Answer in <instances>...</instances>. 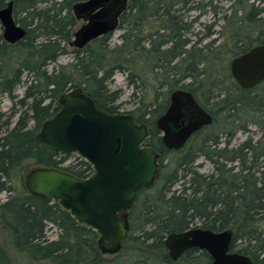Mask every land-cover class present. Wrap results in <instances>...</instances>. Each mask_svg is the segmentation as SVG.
<instances>
[{
	"label": "trees",
	"instance_id": "1",
	"mask_svg": "<svg viewBox=\"0 0 264 264\" xmlns=\"http://www.w3.org/2000/svg\"><path fill=\"white\" fill-rule=\"evenodd\" d=\"M78 1L83 0H0V9L12 3L15 22L26 31L14 44L0 35V95L19 105L0 112V194L7 193L0 202V264H210L209 255L198 249L172 260L164 239L197 223L213 231L232 228L231 219L219 216L221 181L235 179L242 188L250 173L264 175L261 139L231 143L236 132H247L248 123L264 137V81L240 89L229 72L231 59L264 44V0H128L118 21V42L103 35L83 49L73 48L67 65L57 64L72 40L77 21L71 7ZM206 13L218 18L198 24ZM116 73L131 90L135 107L129 113L149 127L145 144L159 153L160 173L151 188L139 192L120 250L104 254L92 229L79 226L56 203L28 193L24 176L39 166L82 178L92 173L75 154L42 150L35 132L57 110L58 97L73 87L90 92L103 110L118 113L122 90L111 89ZM23 83L18 98L14 92ZM176 89L190 91L212 123L183 148L168 150L155 120ZM218 122L227 129H219ZM199 158L211 164L209 172L199 170ZM254 209L264 211L259 198ZM250 222L241 236L264 252V214L256 213Z\"/></svg>",
	"mask_w": 264,
	"mask_h": 264
},
{
	"label": "water",
	"instance_id": "2",
	"mask_svg": "<svg viewBox=\"0 0 264 264\" xmlns=\"http://www.w3.org/2000/svg\"><path fill=\"white\" fill-rule=\"evenodd\" d=\"M128 0H85L72 5L77 28L69 46L83 49L92 40L111 34ZM1 36L9 44L21 40L26 31L12 14V3L0 9ZM232 79L240 88H251L264 80V44L255 45L229 63ZM212 123L211 114L185 89L169 94V103L155 120L161 142L168 150L183 148L190 137ZM149 127L130 113L103 110L88 91L73 87L57 99V110L37 125L35 141L51 154H75L90 164L85 178L52 167H34L24 176L31 195L48 199L67 211L79 226L92 229L104 254L120 250L129 232L128 216L139 192L151 188L160 173L159 153L145 144ZM232 231L190 227L168 234L164 246L172 260L189 249L205 251L210 264H253L230 251Z\"/></svg>",
	"mask_w": 264,
	"mask_h": 264
},
{
	"label": "flooded vegetation",
	"instance_id": "3",
	"mask_svg": "<svg viewBox=\"0 0 264 264\" xmlns=\"http://www.w3.org/2000/svg\"><path fill=\"white\" fill-rule=\"evenodd\" d=\"M127 6H128V2H127ZM125 10L122 12V14L125 12ZM76 21L77 24L79 22H81V24L78 27L76 24L74 32L84 23L82 20L76 19ZM234 83L236 84L237 88H240L235 81ZM236 167L237 165H235L233 168L236 169ZM254 177L255 175L253 173H250L249 177L244 182L242 188H239L238 181H236L235 179L233 181H226V182L224 180L221 181L220 190H219V198H220L219 216L220 219L222 220H224L225 218L232 220V228L225 227L224 229H222V230L230 229L233 233L232 241L230 245V251L248 257L253 264H264V262H262L264 252H261L260 249H257L252 244V241H250L246 236H241L242 234L246 233L249 230L251 225L250 219L254 218L256 216V213H258L259 215L264 214L263 209H258L257 211H255L254 209V203L257 198H259V201L261 203H264V175H260L257 181L256 186L259 188L258 193H256L257 191L255 190L254 187ZM251 256L252 257L255 256L257 257V259L254 260Z\"/></svg>",
	"mask_w": 264,
	"mask_h": 264
},
{
	"label": "rangeland",
	"instance_id": "4",
	"mask_svg": "<svg viewBox=\"0 0 264 264\" xmlns=\"http://www.w3.org/2000/svg\"><path fill=\"white\" fill-rule=\"evenodd\" d=\"M226 5H227V3H224V6H226ZM222 6H223V4H222ZM217 18H218L217 16H213L211 13H206L199 18L198 24L199 23L210 24L213 21H215ZM80 24H81V22H79L77 24V27ZM215 29H218V27H216ZM1 33H2V27L0 25V35H1ZM119 33H120V31L116 30L111 34L113 42H118ZM72 50H73V47L67 45L66 46V53L59 57L57 64H66L67 65L72 59V56H73ZM51 67H53V65ZM24 87H25V84L23 83V84L19 85V87L15 90L14 93L17 95L18 98H20L22 96V94L24 92ZM111 89H121L122 90V95L117 102V103H119V112L118 113H129V111L131 109H133L135 107V105L133 103V100L130 97L131 90L127 86L126 81H125V77L123 74L116 73L114 75L112 83H111ZM15 100L16 99H13V100L10 99L6 95H0V112H5V113L9 112L12 106L18 110L19 105L14 104ZM221 120L222 119L220 118L219 121H221ZM244 121H246V120H244ZM30 125H32V123ZM216 125L219 129H227L226 127H224L223 123L218 122ZM247 128H248L247 132H240V131L236 132L231 143L233 145H237L238 143H240L244 139L251 137L253 143H255L258 139H261V143L264 146V137L261 135V132L258 131L257 128L252 123H248ZM70 159H72V158H70ZM259 160L264 161V156L262 158H259ZM68 162H65V164H63V165H67ZM197 163L201 164V167L199 168V170L201 172H209L212 168L211 164L209 162L204 161L203 158H199L197 160ZM255 176H260V175L256 174ZM6 196H7L6 192L1 193L0 194V202L5 200ZM195 227H198V223L196 224ZM262 228H264V222L262 223ZM48 233H49L50 237L56 236V230L54 228H51V230Z\"/></svg>",
	"mask_w": 264,
	"mask_h": 264
}]
</instances>
